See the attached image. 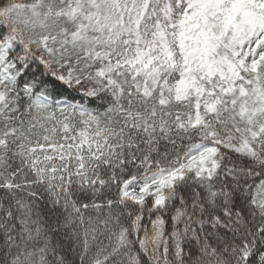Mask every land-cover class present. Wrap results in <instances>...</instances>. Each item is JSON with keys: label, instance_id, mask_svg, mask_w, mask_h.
<instances>
[{"label": "snow or ice", "instance_id": "obj_1", "mask_svg": "<svg viewBox=\"0 0 264 264\" xmlns=\"http://www.w3.org/2000/svg\"><path fill=\"white\" fill-rule=\"evenodd\" d=\"M0 264H264V0H0Z\"/></svg>", "mask_w": 264, "mask_h": 264}]
</instances>
